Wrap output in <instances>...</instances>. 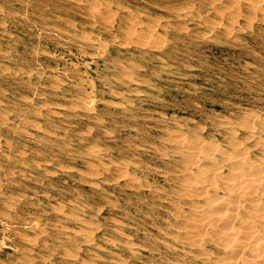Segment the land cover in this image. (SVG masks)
I'll return each instance as SVG.
<instances>
[{"label": "rangeland", "instance_id": "obj_1", "mask_svg": "<svg viewBox=\"0 0 264 264\" xmlns=\"http://www.w3.org/2000/svg\"><path fill=\"white\" fill-rule=\"evenodd\" d=\"M34 1L0 0V264L235 263L216 244L237 223L238 193L209 184L221 168L207 165L200 177L183 145L200 135L231 153L242 127L264 119V0ZM256 139L238 147L247 152ZM220 188L229 197L211 220L195 195L222 196Z\"/></svg>", "mask_w": 264, "mask_h": 264}, {"label": "bare ground", "instance_id": "obj_2", "mask_svg": "<svg viewBox=\"0 0 264 264\" xmlns=\"http://www.w3.org/2000/svg\"><path fill=\"white\" fill-rule=\"evenodd\" d=\"M3 1V0H2ZM24 1V0H23ZM36 1V0H35ZM34 1V2H35ZM57 1V0H56ZM90 1V0H89ZM25 2H26V0H25ZM40 2H42L41 0H40ZM47 2V1H46ZM59 3H60V1H58ZM199 2V1H198ZM234 2V1H233ZM239 2V1H238ZM249 2H250V0H249ZM262 2V1H261ZM3 3V2H2ZM28 3V2H27ZM58 3V4H59ZM65 3V2H64ZM228 3V2H227ZM226 3V4H227ZM251 3H252V1H251ZM255 3V2H254ZM1 4V3H0ZM21 4V3H20ZM33 4V3H32ZM39 4V3H38ZM69 4V3H68ZM99 4V3H98ZM229 4V3H228ZM234 4V3H233ZM262 4V3H261ZM10 5H12V4H10ZM30 5V4H29ZM28 5V6H29ZM46 5V4H45ZM55 5V4H54ZM53 5V6H54ZM72 5H73V3H72ZM19 6H21V5H19ZM37 6V5H36ZM47 6V5H46ZM56 6V5H55ZM80 6V5H79ZM92 6V5H91ZM212 6H213V4H212ZM50 7H51V5H50ZM65 7V6H64ZM72 7V6H71ZM70 7V8H71ZM231 7H232V5H231ZM13 8V7H12ZM11 8V9H12ZM33 8V7H32ZM40 8H41V6H40ZM47 8V7H46ZM58 8V7H57ZM56 8V9H57ZM69 8V7H68ZM73 8V7H72ZM259 8H261L260 6H259ZM23 9V8H22ZM31 9V8H30ZM52 9V8H51ZM75 9H76V6H75ZM81 9V8H80ZM254 9H255V7H254ZM4 10V9H3ZM15 9H13V11H14ZM26 10V9H25ZM73 10H74V8H73ZM83 10V9H82ZM104 10V9H103ZM114 10V9H113ZM120 10V9H119ZM225 10V9H224ZM227 10H228V8H227ZM12 11V12H13ZM29 11V10H28ZM77 11V10H76ZM83 11H85V10H83ZM118 11V10H117ZM213 11H214V9H213ZM216 11V10H215ZM240 11V10H239ZM259 11V10H258ZM257 11V12H258ZM23 12V11H22ZM101 12H102V10H101ZM182 12V11H181ZM216 12H219V11H216ZM230 12H231V10H230ZM229 12V13H230ZM241 12V11H240ZM7 13V12H6ZM26 13V12H25ZM29 13V12H28ZM50 13V12H49ZM60 13H61V11H60ZM77 13V12H76ZM80 13V12H79ZM96 13V12H95ZM238 13V12H237ZM54 14V13H53ZM62 14H63V12H62ZM70 14V13H69ZM103 14V13H102ZM110 14V13H109ZM109 14H107V15H109ZM114 14V13H113ZM214 14V13H213ZM212 14V15H213ZM37 15V14H36ZM66 15V14H65ZM100 15V14H99ZM107 15H106V18H107ZM115 15H117V14H115ZM34 16V15H33ZM103 16V15H102ZM199 16H200V14H199ZM226 16V15H225ZM241 16V15H240ZM12 17V16H11ZM50 17V16H49ZM96 17V16H95ZM101 17V16H100ZM105 17V16H104ZM202 17V16H201ZM212 17V16H211ZM22 18V17H21ZM99 18V17H98ZM156 18V17H155ZM158 18V17H157ZM205 18V17H204ZM224 18V17H223ZM243 18V17H242ZM40 19V18H39ZM108 20H109V17L107 18ZM162 19V18H161ZM232 19V18H231ZM254 19V18H253ZM15 20H17V19H15ZM80 20V19H79ZM111 20V19H110ZM109 20V21H110ZM234 20V19H233ZM78 21V20H77ZM84 21V20H83ZM82 20H81V23L83 22ZM87 21V20H86ZM112 21H114V17H112ZM147 21V20H146ZM23 22V21H22ZM41 22V21H40ZM142 22V21H141ZM178 22V21H177ZM230 23H231V21H229ZM244 22V21H243ZM33 23V22H32ZM42 23V22H41ZM65 23V22H64ZM78 23V22H77ZM132 23V22H131ZM169 23V22H168ZM234 23V22H233ZM252 23V22H251ZM134 24V23H133ZM163 24H165V23H163ZM167 24V23H166ZM207 24V23H206ZM38 25V24H37ZM87 25V24H86ZM217 25V24H216ZM29 26V25H28ZM32 26V25H31ZM100 26V25H99ZM102 26V25H101ZM195 26V25H194ZM256 26V25H255ZM21 27H23V26H21ZM39 27V26H38ZM73 27H74V25H73ZM76 27V26H75ZM134 27H136L135 25H134ZM219 27V26H218ZM20 28V27H19ZM24 28V27H23ZM26 28H28V27H26ZM25 28V29H26ZM32 28V27H31ZM30 28V29H31ZM64 28V27H63ZM77 28V27H76ZM99 28V27H98ZM130 28H132V27H130ZM230 28V27H229ZM251 28V27H250ZM14 29V28H13ZM34 29V28H33ZM36 29V28H35ZM214 29V28H213ZM0 30H2V29H0ZM9 30V29H8ZM80 30V29H79ZM103 30H105V28L103 29ZM109 30V29H108ZM117 30V29H116ZM130 30V29H129ZM128 30V31H129ZM203 30V29H202ZM37 31V30H36ZM47 31V30H46ZM53 31V30H52ZM115 31V30H114ZM150 31V30H149ZM231 31V30H230ZM27 32V31H26ZM50 32V31H49ZM142 32H144V31H142ZM259 32V31H258ZM33 33V32H32ZM54 33V32H53ZM129 33H131V32H129ZM140 33V32H139ZM36 34V33H35ZM56 34V33H55ZM96 34V33H95ZM146 34V33H145ZM151 34V33H150ZM186 34V33H185ZM214 34V33H213ZM30 35H31V33H30ZM153 35V34H152ZM190 35V34H189ZM229 35H230V33H229ZM19 36V35H18ZM62 36V35H61ZM157 36V35H156ZM8 37V36H7ZM28 37V36H27ZM60 37V36H59ZM65 37V36H64ZM104 37V36H103ZM152 37V36H151ZM234 37V36H233ZM5 38V37H4ZM22 38H24V37H22ZM29 38V37H28ZM149 38V37H148ZM147 38V39H148ZM164 38V37H163ZM7 39V38H6ZM10 39V38H9ZM35 39H37V38H35ZM64 39V38H63ZM188 39V38H187ZM186 39V40H187ZM33 40V39H32ZM131 40V39H130ZM168 40V39H167ZM172 40H173V38H172ZM175 40V39H174ZM239 40V39H238ZM132 41V40H131ZM8 42V41H7ZM27 42H28V40H27ZM31 42V41H30ZM49 42V41H48ZM56 42V41H55ZM263 42V41H262ZM39 43V42H38ZM95 43V42H94ZM145 44L144 45H146V41L144 42ZM150 43V42H149ZM62 44V43H61ZM189 44V43H188ZM24 45V44H23ZM31 45V44H30ZM38 45V44H37ZM53 45V44H52ZM121 45V44H120ZM143 45V46H144ZM257 45V44H256ZM66 46V45H65ZM122 46V45H121ZM147 46V45H146ZM6 47V46H5ZM22 47V46H21ZM149 47V46H148ZM153 47V46H152ZM256 47V46H255ZM116 48V47H115ZM176 48V47H175ZM19 49V48H18ZM21 49V48H20ZM38 49V48H37ZM40 49V48H39ZM134 49V48H133ZM171 49V48H170ZM26 50V49H25ZM24 50V51H25ZM83 50V49H82ZM118 50V49H117ZM182 50V49H181ZM186 50V49H185ZM260 50V49H259ZM21 51V50H20ZM58 51V50H57ZM61 51V50H60ZM81 51V50H80ZM89 51V50H88ZM87 51V52H88ZM186 51H188V50H186ZM194 51V50H193ZM71 52V51H70ZM75 52V51H74ZM185 52V51H184ZM59 53V52H58ZM116 53H117V51H116ZM165 53H166V51H165ZM23 54V53H22ZM101 54V53H100ZM115 54V53H114ZM113 54V55H114ZM119 54V53H118ZM164 54V53H163ZM167 54V53H166ZM176 54V53H175ZM25 55V54H24ZM36 55V54H35ZM159 55V54H158ZM178 55V54H177ZM197 54H195V56H196ZM17 56V55H16ZM80 56V55H79ZM97 56V55H96ZM125 56V55H124ZM226 56V55H225ZM228 56V55H227ZM26 57V56H25ZM30 57V56H29ZM98 57V56H97ZM153 57H155V56H153ZM184 57V56H183ZM236 57H237V55H236ZM17 58H18V56H17ZM21 58V57H20ZM110 59L112 58V57H109ZM124 58V57H123ZM127 58V57H126ZM156 58V57H155ZM3 59V58H2ZM40 59V58H39ZM50 59V58H49ZM23 60V59H22ZM32 60V59H31ZM48 60V59H47ZM178 60V59H177ZM176 60V61H177ZM181 60V59H180ZM30 61V60H29ZM41 61V60H40ZM186 61V60H185ZM35 62V61H34ZM48 62V61H47ZM53 62V61H52ZM180 62V61H179ZM36 63V62H35ZM54 63V62H53ZM87 63V62H86ZM188 63V62H187ZM195 63V62H194ZM193 63V65H195ZM227 64V63H226ZM19 65V64H18ZM32 65V64H31ZM177 65H179V63L177 64ZM211 65H212V63H211ZM219 65V64H218ZM12 66V65H11ZM26 66V65H25ZM38 66V65H37ZM199 66V65H198ZM24 67V66H23ZM35 67V66H34ZM46 67V66H45ZM41 68V67H40ZM26 69V68H25ZM34 69V68H33ZM125 69V68H124ZM209 69V68H208ZM183 70V69H182ZM42 71V70H41ZM210 71V70H209ZM34 72V71H33ZM215 72H217V71H215ZM203 73V72H202ZM201 73V74H202ZM233 73V72H232ZM238 73V72H237ZM12 74V73H11ZM84 74V73H83ZM204 74V73H203ZM241 74V73H240ZM85 75H87L86 73H85ZM122 75V74H121ZM212 75H214V74H212ZM211 75V76H212ZM229 75H230V73H229ZM247 75V74H246ZM125 76H126V74H125ZM131 76V75H130ZM208 76V75H207ZM250 76V75H249ZM253 76V75H252ZM260 76H262V75H260ZM203 77V76H202ZM213 77V76H212ZM223 77V76H222ZM1 78V77H0ZM5 78V77H4ZM37 78V77H36ZM54 78V77H53ZM52 78V79H53ZM85 78V77H84ZM229 78V77H228ZM232 78V77H231ZM252 78V77H251ZM7 79V78H6ZM35 79V78H34ZM87 79V78H86ZM246 79V78H245ZM250 79V78H249ZM254 79V78H253ZM28 80V79H27ZM204 80V79H203ZM231 80V79H230ZM244 80V79H243ZM2 81V80H1ZM11 81V80H10ZM92 81V80H91ZM14 82V81H13ZM29 82V81H28ZM60 82V81H59ZM93 82V81H92ZM212 82V81H211ZM9 83H11V82H9ZM73 83V82H72ZM240 83V82H239ZM90 84H92V83H90ZM94 84V83H93ZM144 84V83H143ZM10 85H14L15 86V84H10ZM39 85V84H38ZM210 86H211V84H210ZM216 86H217V84H216ZM228 86V85H227ZM92 87V86H91ZM218 87V86H217ZM14 88V87H13ZM224 88V87H223ZM258 88V87H257ZM14 90V89H13ZM35 90V89H34ZM258 90H259V88H258ZM16 91V90H15ZM10 92V91H9ZM23 92V91H22ZM34 92V91H33ZM41 92V91H40ZM49 92V91H48ZM93 92V91H92ZM25 93V92H24ZM27 93V92H26ZM248 93V92H247ZM17 94V93H16ZM32 94V93H31ZM34 94V93H33ZM69 95V94H68ZM71 95V94H70ZM180 95V94H179ZM93 96V95H92ZM109 96V95H108ZM107 96V97H108ZM171 96H172V94H171ZM110 97V96H109ZM160 97H162V96H160ZM164 97V96H163ZM12 98V97H11ZM14 98V97H13ZM16 98V97H15ZM68 98V97H67ZM77 98V97H76ZM217 98V97H216ZM17 99V98H16ZM15 99V100H16ZM78 99V98H77ZM96 99V98H95ZM107 99V98H106ZM110 99V98H109ZM112 99V98H111ZM116 99V98H115ZM150 99V98H149ZM35 100H37V99H35ZM40 100V99H39ZM56 100V99H55ZM257 100V99H256ZM18 101V100H17ZM57 101V100H56ZM64 101V100H63ZM83 101V100H82ZM106 101V100H105ZM116 101V100H115ZM247 101H249V100H247ZM24 102V101H23ZM256 102V101H255ZM31 103V102H30ZM41 103V102H40ZM252 103V102H251ZM200 104V103H199ZM38 105V104H37ZM71 105V104H70ZM192 105H194V104H192ZM150 106V105H149ZM251 106V105H250ZM49 107V106H48ZM210 108V107H209ZM226 108V107H225ZM257 108V107H256ZM137 109H138V107H137ZM151 109V108H150ZM220 109V108H219ZM59 110V109H58ZM122 110V109H121ZM135 110V109H134ZM140 110V109H139ZM143 110V109H142ZM218 110V109H217ZM235 110V109H234ZM246 110V109H245ZM63 111V110H62ZM108 111V110H107ZM117 111V110H116ZM160 111V110H159ZM162 111H163V109H162ZM202 111V110H201ZM210 111V110H209ZM213 111V110H212ZM252 111V110H251ZM260 111V110H259ZM263 111V110H262ZM59 112V111H58ZM98 112V111H97ZM105 112V111H104ZM137 112V111H136ZM165 112V111H164ZM219 112V111H218ZM224 112V111H223ZM248 112V111H247ZM261 112V111H260ZM52 113V112H51ZM83 113V112H82ZM117 113V112H116ZM167 113V112H166ZM240 113H242V112H240ZM259 113V112H258ZM52 114H54V113H52ZM68 114V113H67ZM85 114V113H84ZM102 114V113H101ZM133 114H135V113H133ZM190 114V113H189ZM197 114V113H196ZM112 115V114H111ZM227 115V114H226ZM232 115V114H231ZM242 115V114H241ZM53 116V115H52ZM51 116V117H52ZM101 116V115H100ZM158 116V115H157ZM57 117V116H56ZM143 117V116H142ZM145 117H147V116H145ZM156 117V116H155ZM186 117V116H185ZM192 117V116H191ZM198 117V116H197ZM212 117V116H211ZM222 117V116H221ZM246 117H247V115H246ZM111 118V117H110ZM116 118V117H115ZM239 118V117H238ZM245 118V117H244ZM252 118V117H251ZM250 118V119H251ZM254 118V117H253ZM129 119V118H128ZM127 119V120H128ZM164 119V118H163ZM166 119V118H165ZM227 119V118H226ZM237 119V118H236ZM241 119H243V116H242V118ZM246 120H247V118H245ZM33 120V119H32ZM30 121V122H33V121ZM42 120V119H41ZM103 120H104V118H103ZM112 120V119H111ZM185 120V119H184ZM184 120H183V122H184ZM202 120V119H201ZM244 120V119H243ZM242 120V121H243ZM28 121V120H27ZM129 121V120H128ZM166 121V120H165ZM224 121V120H223ZM238 121H239V119H238ZM250 121V120H249ZM22 122V121H21ZM69 122V121H68ZM125 122H126V120H125ZM141 122V121H140ZM144 122V121H143ZM217 122V121H216ZM221 122V121H220ZM219 122V123H220ZM225 122V121H224ZM235 122V121H234ZM241 122V121H240ZM35 123V122H34ZM40 123V122H39ZM95 123V122H94ZM93 123V124H94ZM113 123V122H112ZM120 123V122H119ZM208 123V122H207ZM210 123V122H209ZM218 123V124H219ZM236 123H238V122H236ZM243 123H244V121H243ZM246 123V122H245ZM244 123V124H245ZM22 124V123H21ZM41 124V123H40ZM48 124H50V123H48ZM47 124V125H48ZM97 124H98V122H97ZM134 124V123H133ZM136 124V123H135ZM143 124V123H142ZM152 124V123H151ZM200 124H201V122H200ZM212 124V123H211ZM217 124V125H218ZM224 124V123H223ZM230 124V123H229ZM249 124V123H248ZM61 125V124H60ZM147 125V124H146ZM175 125V124H174ZM177 125H178V123H177ZM180 125V124H179ZM190 125V124H189ZM247 125V124H246ZM250 126H248V127H242L243 128V130L244 131H247V133H244L243 131H239V133H237L236 134V136L238 137V142L237 143H235L234 142V144L231 142L230 143V148H232L231 149V153H228V152H226L225 151V149H223L221 146H217V148L214 146V144L212 145V143L210 144V142L209 143H205V139L204 138H202V137H200V135H199V137L201 138V140L200 141H198L199 140V137H198V140H197V142H196V139H195V141H194V143L196 142V143H198L199 144V147H195L194 146V143L192 144L191 142H187V145H183L182 147L183 148H185V149H187V150H189V155L187 156V158L189 159V163H191V164H195V165H197V171H198V173L199 174H201V173H203V171H204V169H206V167H207V165L208 166H210L209 168H213L214 170H217L218 168H221V170H222V173H221V175L220 176H218L219 174H216V175H213L214 177H213V182H212V180H210V182H209V184H213L214 183V181L217 179V180H220V181H222V183H224L225 184V190H227V194H228V191H230V194H231V191H235V192H237L238 194H236V195H238V197L237 198H234V196H233V198H231L230 199V203H232L234 206H235V211H236V213H234L233 214V216L235 217V219L234 220H237V223H234V222H232V223H230V230H229V232H227V234H226V236H225V242H223V243H219V245H217L216 244V247L217 248H225V249H227L228 248V251H230L231 252V256L232 257H235L236 258V261H235V263H233V264H264V119L263 118H256V119H254L252 122H251V124H249ZM98 126V125H97ZM131 126V125H130ZM135 126V125H134ZM137 126V125H136ZM166 127V126H165ZM195 127V126H194ZM202 127H203V125H202ZM75 128V127H74ZM92 128V127H91ZM122 128V127H121ZM120 128V129H121ZM170 128V127H169ZM196 128V127H195ZM54 129V128H53ZM128 129V128H127ZM171 129V128H170ZM173 129V128H172ZM106 130V129H105ZM167 130V129H166ZM233 130V129H232ZM116 131H117V129H116ZM130 131V130H129ZM145 131H146V129H145ZM155 131V130H154ZM169 131V130H168ZM184 131V130H183ZM222 131V130H221ZM230 131V130H229ZM48 132V131H47ZM97 132V131H96ZM99 132H100V129H99ZM164 132V131H163ZM64 133V132H63ZM138 133V132H137ZM144 133V132H143ZM165 133H167V131L165 132ZM181 133H183L182 131H181ZM195 133V132H194ZM197 133V132H196ZM227 133V132H226ZM96 134V133H95ZM100 134H102V133H100ZM116 134V133H115ZM152 134V133H151ZM161 134H163V133H161ZM180 134V133H179ZM235 134V133H234ZM234 134H232V135H234ZM246 134V135H245ZM30 135V134H29ZM139 135V134H138ZM149 135V134H148ZM168 135H170V134H168ZM184 135H185V132H184ZM142 136V135H141ZM140 136V137H141ZM207 136V135H206ZM49 137V136H48ZM117 137V136H116ZM156 137H158V136H156ZM182 137V136H181ZM221 137L224 139V136L223 135H221ZM249 137V138H248ZM70 138V137H69ZM180 138V137H179ZM183 138H184V136H183ZM250 138H257L256 139V141H255V143H254V145L251 147V148H249V151H245V150H243L244 149V147H243V149H241V148H239L238 147V145H242V143H240L241 142V140H247V139H250ZM127 139H129V138H127ZM133 139V138H132ZM154 139V138H153ZM156 139V138H155ZM158 139V138H157ZM156 139V140H157ZM161 139H162V137H161ZM210 139V138H209ZM32 140V139H31ZM164 140V139H163ZM181 140V139H180ZM231 140V139H230ZM236 140V139H235ZM255 140V139H254ZM95 141V140H94ZM127 141V140H126ZM143 141V140H142ZM154 141V140H153ZM166 141V140H165ZM170 140H168V142H169ZM172 141V140H171ZM191 141H193V140H191ZM215 141V140H214ZM220 141V140H219ZM225 141V140H224ZM146 142V141H145ZM156 142V141H155ZM217 142V141H216ZM226 142H227V140H226ZM253 142V141H252ZM28 143V142H27ZM139 143V142H138ZM170 143V142H169ZM168 143V144H169ZM195 143V144H196ZM251 143V142H250ZM2 144V143H1ZM31 144V143H30ZM29 144V145H30ZM38 144V143H37ZM62 144V143H61ZM63 144H64V142H63ZM109 144V143H108ZM122 144V143H121ZM142 144V143H141ZM167 144V143H166ZM179 144H181V143H179ZM244 144V143H243ZM9 145H10V143H9ZM14 145V144H13ZM111 145V144H110ZM139 145V144H138ZM159 145V144H158ZM182 145V144H181ZM44 146V145H43ZM68 146V145H67ZM118 146V145H117ZM127 146V145H126ZM136 146V145H135ZM142 146V145H141ZM245 146H247V145H245ZM34 147V146H33ZM41 147V146H40ZM39 147V148H40ZM78 147V146H77ZM113 147V146H112ZM115 147V146H114ZM171 147V146H170ZM248 147V146H247ZM250 147V146H249ZM118 148V147H117ZM116 148V149H117ZM136 148V147H135ZM149 148V147H148ZM153 148V147H152ZM154 148H156V147H154ZM153 148V149H154ZM166 148V147H165ZM181 148V147H180ZM182 148V149H183ZM47 149V148H46ZM169 149V148H168ZM173 149H175V148H173ZM227 149V148H226ZM48 150V149H47ZM96 150V149H95ZM132 151H133V149H131ZM146 150V149H145ZM247 150V149H246ZM55 151H57V150H55ZM123 151H125V150H123ZM127 151H130V150H127ZM161 151V150H160ZM171 151H172V149H171ZM174 151H176V149L174 150ZM229 151V150H228ZM46 152H49V151H46ZM157 152V151H156ZM184 152V151H183ZM214 152H217V153H219L223 158H224V160L223 161H225L224 163H225V165H223V166H221V167H218V164L215 162V159H214V154H216V153H214ZM1 153V152H0ZM34 153V152H33ZM128 153V152H127ZM126 153V154H127ZM136 153V152H135ZM144 153V152H143ZM155 153V152H154ZM153 153V154H154ZM168 153V152H167ZM18 154H20V153H18ZM24 154V153H23ZM63 154V153H62ZM118 154V153H117ZM142 154V153H141ZM152 154V153H151ZM52 155V154H51ZM129 155V154H128ZM133 155V154H132ZM31 156V155H30ZM84 156H85V154H84ZM143 156V155H142ZM153 156V155H152ZM151 156V157H152ZM158 156H160V155H158ZM180 156V155H179ZM181 156H182V154H181ZM180 156V157H181ZM118 157H120V155L118 156ZM139 157V156H138ZM219 157V156H218ZM140 158H142V157H140ZM153 158V157H152ZM157 158V157H156ZM178 158V157H177ZM71 159V158H70ZM69 159V160H70ZM168 159V158H167ZM221 159V158H220ZM219 159V160H220ZM151 160V159H150ZM161 160V159H160ZM159 160V161H160ZM191 160V161H190ZM131 161V160H130ZM138 161V160H137ZM140 161H142V160H140ZM168 161V160H167ZM186 161H188V160H186ZM70 162V161H69ZM78 162V161H77ZM84 162V161H83ZM102 162V161H101ZM122 162V161H121ZM148 162V161H147ZM173 162V161H172ZM193 162V163H192ZM56 163V162H55ZM85 163H87V162H85ZM84 163V164H85ZM97 163H98V161H97ZM156 163V162H155ZM160 163V162H159ZM174 163V162H173ZM188 163V162H187ZM74 164V163H73ZM83 164V163H82ZM95 164V163H94ZM101 164V163H100ZM158 164V163H157ZM175 164V163H174ZM180 164V163H179ZM182 164V163H181ZM185 164V163H184ZM110 165V164H109ZM156 165V164H155ZM162 165V164H161ZM165 165V164H164ZM187 165H189V164H187ZM185 166V167H189V166ZM195 165H192V166H195ZM72 166V165H71ZM70 166V167H71ZM126 166V165H125ZM149 166V165H148ZM170 166V165H169ZM181 166V165H180ZM191 166V165H190ZM128 167V166H127ZM164 167V166H163ZM20 168V167H19ZM23 168V167H22ZM74 168V167H73ZM89 168V167H88ZM149 168V167H148ZM172 168H173V166H172ZM223 168V169H222ZM129 169V168H128ZM131 169V168H130ZM133 169V168H132ZM185 169V168H184ZM186 169H188V168H186ZM93 170V169H92ZM99 170V169H98ZM103 170V169H102ZM126 170V169H125ZM150 170H152V169H150ZM166 170V169H165ZM224 170V171H223ZM91 171V170H90ZM94 171V170H93ZM108 171V170H107ZM130 171V170H129ZM142 171V170H141ZM177 171H179V170H177ZM183 171V170H182ZM211 171H212V169H211ZM225 171H227V174H225ZM56 172V171H55ZM96 172V171H95ZM99 172V171H98ZM97 172V173H98ZM128 172V171H127ZM131 172H132V170H131ZM148 172H151V171H148ZM176 172V171H175ZM30 173V172H29ZM92 173V172H91ZM102 173V172H101ZM204 173H205V171H204ZM214 173V172H213ZM124 174H126L125 172H124ZM186 174V173H185ZM184 174V175H185ZM192 174H194V173H192ZM198 174V175H199ZM55 175V174H54ZM95 175H97L96 173H95ZM103 175V174H102ZM106 175V174H105ZM128 175H129V173H128ZM131 175V174H130ZM204 175V174H203ZM207 175V174H206ZM205 175V176H206ZM99 176V175H98ZM189 176V175H188ZM140 177V176H139ZM174 177V176H173ZM178 177H179V175H178ZM195 177V176H194ZM200 177H202V174H201V176ZM209 177V176H208ZM103 178V177H102ZM115 178V177H114ZM135 178V177H134ZM161 178V177H160ZM176 178V177H175ZM195 178H197V177H195ZM195 178H194V181H195ZM203 178V177H202ZM8 179V178H7ZM131 179V178H130ZM147 179V178H146ZM169 179H170V177H169ZM185 179V178H184ZM189 179V178H188ZM191 179H192V176H191ZM197 179H199V177L197 178ZM201 179V178H200ZM207 179V178H206ZM34 180V179H33ZM49 180V179H48ZM56 180H57V178H56ZM100 180V179H99ZM171 180V179H170ZM186 180V179H185ZM193 180V179H192ZM208 180V179H207ZM216 180V181H217ZM125 181V180H124ZM123 181V183H125ZM132 181V180H131ZM142 181V180H141ZM150 181V180H149ZM187 181V180H186ZM215 181V182H216ZM73 182V181H72ZM97 182V181H96ZM145 182V181H144ZM7 183V182H6ZM120 183V182H119ZM142 183V182H141ZM154 183V182H153ZM152 183V184H153ZM191 182H189V184H190ZM194 183H196V182H194ZM44 184V183H43ZM49 184V183H48ZM181 184H183V183H181ZM180 184V185H181ZM192 184H193V182H192ZM202 184V183H201ZM206 184V183H205ZM63 185V184H62ZM66 185V184H65ZM70 185V184H69ZM98 185V184H97ZM96 185V186H97ZM143 185V184H142ZM141 185V186H142ZM154 185V184H153ZM207 185V184H206ZM37 186V185H36ZM185 186H187V185H185ZM191 186V185H190ZM193 186H195L194 184H193ZM214 186V185H213ZM221 186V185H220ZM33 187V186H32ZM39 187V186H38ZM62 187V186H61ZM189 187V186H188ZM187 187V190L186 191H188V188ZM199 187V186H198ZM208 187V186H207ZM34 188V187H33ZM37 188V187H36ZM132 188V187H131ZM148 188V187H147ZM183 188V187H182ZM191 188V187H190ZM5 189V188H4ZM67 189V188H66ZM172 189V188H171ZM177 189V188H176ZM186 189V188H185ZM193 189V188H192ZM194 189H196V188H194ZM199 188H197V190H198ZM221 189V191L223 192L222 194V196L220 195H218L216 192L214 193V194H212L211 193V195L209 194V193H206V191H205V193H198L197 192V194L196 193H194V194H196L195 196H197V198L198 199H201L202 201H203V206L202 207H205V208H207V211L205 212L206 214H204V215H207V217H210L211 218V220H213L212 219V217L213 216H215V215H217V214H220V211L218 210V206H220V205H222L223 204V200L224 199H226L225 197H227L226 196V193H225V191H224V189L223 188H220ZM20 190V189H19ZM70 190V189H69ZM205 190V189H204ZM22 191V190H21ZM46 191V190H45ZM135 191V190H134ZM175 191V190H174ZM177 191V190H176ZM180 191H181V189H180ZM185 191V192H186ZM1 192V191H0ZM71 192V191H70ZM131 192V191H130ZM136 192V191H135ZM144 192V191H143ZM179 192V191H178ZM202 192V191H201ZM30 193V192H29ZM49 193V192H48ZM59 193V192H58ZM91 193V192H90ZM153 193V192H152ZM187 193V192H186ZM189 193V192H188ZM31 194V193H30ZM55 194V193H54ZM147 194V193H146ZM149 194V193H148ZM182 193H180V195H181ZM190 194V193H189ZM187 195V197L188 196H192V195ZM192 194H193V192H192ZM235 194V193H234ZM234 194H231V195H234ZM29 195V194H28ZM144 195V194H143ZM60 196V195H59ZM66 196V195H65ZM80 196H82L83 197V195H80ZM151 196V195H150ZM194 196V195H193ZM192 196V197H193ZM68 197V196H67ZM70 197V196H69ZM228 197H229V195H228ZM227 197V198H228ZM71 198V197H70ZM120 198V197H119ZM128 198V197H127ZM41 199V198H40ZM43 199V198H42ZM63 199V198H62ZM86 199V198H85ZM150 199V198H149ZM172 199V198H171ZM197 199V200H198ZM38 200V199H37ZM47 200V199H46ZM99 200V199H98ZM178 200V199H177ZM66 201V200H65ZM68 201V200H67ZM102 201V200H101ZM181 201V200H180ZM228 201V200H227ZM71 202V201H70ZM157 202V201H156ZM169 202V201H168ZM183 202V201H182ZM186 202V201H185ZM6 203V202H5ZM160 203V202H159ZM194 203V202H193ZM1 204V203H0ZM3 204V203H2ZM184 204V203H183ZM227 204V203H226ZM7 205V204H6ZM165 205V204H164ZM167 205V204H166ZM194 204H192V206H193ZM200 205V204H199ZM199 205H197L198 207H199ZM225 205V204H224ZM228 205V204H227ZM230 205V204H229ZM15 206V205H14ZM69 206V205H68ZM134 206V205H133ZM140 206V205H139ZM147 206V205H146ZM162 206V205H161ZM174 206V205H173ZM180 206V205H179ZM192 206H190V207H192ZM226 206V205H225ZM7 207V206H6ZM154 208H155V206H153ZM164 207V206H163ZM166 207V206H165ZM196 207V206H195ZM97 208V207H96ZM102 208V207H101ZM171 208V207H170ZM173 208V207H172ZM180 208V207H179ZM194 208V207H193ZM226 208V207H225ZM224 208V209H225ZM27 209V208H26ZM52 209V208H51ZM98 209V208H97ZM156 209H158V208H156ZM176 209V208H175ZM189 209V208H188ZM191 209V208H190ZM229 209V208H228ZM32 210V209H31ZM34 210H35V208H34ZM100 210V209H99ZM162 210V209H161ZM54 211V210H53ZM150 211V210H149ZM159 211V210H158ZM157 211V212H158ZM184 211V210H183ZM185 211H187V210H185ZM188 211H191V210H188ZM166 212V211H165ZM195 212V211H194ZM193 212V213H194ZM208 212V213H207ZM48 213V212H47ZM104 213V212H103ZM107 213V212H106ZM192 213V214H193ZM198 213V212H197ZM6 214V213H5ZM150 214H152V213H150ZM228 214H229V212H228ZM231 214V213H230ZM230 214H229V216H230ZM54 215V214H53ZM167 215V214H166ZM10 216V215H9ZM152 216V215H151ZM164 216V215H163ZM186 216V215H185ZM187 216H188V214H187ZM225 216H226V214H225ZM143 217V216H142ZM191 217V216H190ZM193 217V216H192ZM110 218V217H109ZM149 218V217H148ZM199 218V217H198ZM197 218V219H198ZM112 219V218H111ZM122 219V218H121ZM220 219V218H219ZM147 220V219H146ZM173 220V219H172ZM209 220V219H208ZM231 221H232V219H230ZM22 221V220H21ZM36 221V220H35ZM100 221V220H99ZM102 221V220H101ZM149 221V220H148ZM154 221V220H153ZM163 221V220H162ZM165 221V220H164ZM185 221V220H184ZM197 221V220H196ZM219 221V220H218ZM222 221V220H221ZM224 221V220H223ZM226 221V220H225ZM228 221V220H227ZM89 222V221H88ZM161 222V221H160ZM159 222V223H160ZM186 222H187V220H186ZM198 222H199V220H198ZM205 222V221H204ZM203 222V223H204ZM213 222V221H212ZM215 222V221H214ZM220 222V221H219ZM82 223V222H81ZM110 223V222H109ZM168 223V222H167ZM197 222H195L194 224H196ZM206 223V222H205ZM208 223V222H207ZM222 223V222H221ZM227 224H228V222H226ZM184 224H185V222H184ZM198 224V223H197ZM37 225V224H36ZM76 225V224H75ZM164 225V224H163ZM186 225V224H185ZM202 225V224H201ZM200 225V226H201ZM209 225V224H208ZM207 225V226H208ZM216 225V224H215ZM26 226V225H25ZM192 226V225H191ZM197 226V225H196ZM199 226V227H200ZM214 226V225H213ZM218 226V225H217ZM226 226H228V225H226ZM61 227V226H60ZM154 227V226H153ZM160 227V226H159ZM179 227V226H178ZM187 227V226H186ZM193 227V226H192ZM198 227V228H199ZM215 227V226H214ZM214 227H213V229H214ZM85 228V227H84ZM157 228V227H156ZM155 228V229H156ZM162 228V227H161ZM160 228V229H161ZM201 228V227H200ZM216 228V227H215ZM220 228V227H219ZM99 229V228H98ZM97 229V230H98ZM171 229V228H170ZM192 228H190L189 230H191ZM210 229H212V228H210ZM209 229V230H210ZM212 229V230H213ZM226 229V228H225ZM16 230V229H15ZM21 230V229H20ZM58 230V229H57ZM78 230V229H77ZM80 230V229H79ZM87 230V229H86ZM145 230H147V229H145ZM176 230V229H175ZM182 230V229H181ZM186 230H188V229H186ZM193 230V229H192ZM198 230V229H197ZM216 230V229H215ZM55 231V230H54ZM72 231H73V229H72ZM89 231H91V230H89ZM102 231H103V229H102ZM150 231V230H149ZM168 231H170V230H168ZM193 231H195V230H193ZM214 231V230H213ZM224 231V230H223ZM18 232V231H17ZM24 232V231H23ZM53 232V231H52ZM56 232V231H55ZM79 232V231H78ZM176 232V231H175ZM184 232H186V231H184ZM190 232V231H189ZM197 231H195V233H196ZM199 232L200 233H202L201 232V230H199ZM218 231H216V233H217ZM225 232H226V230H225ZM12 233H13V231H12ZM39 233H40V231H39ZM126 233V232H125ZM131 233H133V232H131ZM164 233V232H163ZM177 233V232H176ZM191 233H192V231H191ZM190 233V234H191ZM222 233H224V232H222ZM221 233V234H222ZM91 234V233H90ZM94 234V233H93ZM130 234V233H129ZM155 234H156V232H155ZM160 234V233H159ZM162 234V233H161ZM172 234V233H171ZM179 234V233H178ZM177 234V235H178ZM180 234H182V233H180ZM184 234V233H183ZM186 234V233H185ZM189 234V233H188ZM187 234V235H188ZM189 234V235H190ZM193 234V233H192ZM205 234V233H204ZM219 234V233H218ZM151 235V234H150ZM153 235V234H152ZM173 235V234H172ZM188 235V237H190ZM197 235H199V234H197ZM131 236V235H130ZM164 236V235H163ZM186 236V235H185ZM192 236V235H191ZM201 236V235H200ZM221 236V235H220ZM220 236H219V238H220ZM61 237V236H60ZM59 237V238H60ZM148 237V236H147ZM150 237V236H149ZM172 237V236H171ZM178 237H180V236H178ZM187 237V236H186ZM188 237H187V240H189L188 239ZM197 237V236H196ZM202 237H203V235H202ZM32 238V237H31ZM138 238V237H137ZM164 238V237H163ZM185 238V237H184ZM183 238V239H184ZM208 238H210V237H208ZM223 238V237H222ZM23 239V238H22ZM49 239V238H48ZM66 239V238H65ZM64 239V240H65ZM69 239V238H68ZM141 239V238H140ZM151 239V238H150ZM156 239V238H155ZM166 239V238H165ZM168 239V238H167ZM166 239V240H167ZM171 239V238H170ZM24 240V239H23ZM59 240V239H58ZM94 240V239H93ZM113 240V239H112ZM136 240V239H135ZM169 240V239H168ZM180 240V239H179ZM186 240V241H187ZM202 240V239H201ZM222 239L220 238V241H221ZM139 241V240H138ZM142 241V240H141ZM195 241V240H194ZM211 241V240H210ZM214 241V240H213ZM219 241V242H220ZM131 242V241H130ZM145 242V241H144ZM153 242H155L154 240H153ZM171 242V241H170ZM191 242H193V240L191 241ZM208 242H209V240H208ZM132 243V242H131ZM130 243V244H131ZM173 243H174V241H173ZM175 243H177V242H175ZM179 243V242H178ZM196 243H197V241H196ZM195 243V244H196ZM97 244H99V243H97ZM96 244V245H97ZM130 244H128V245H130ZM133 245H134V243H132ZM147 244V243H146ZM180 245H181V243H179ZM127 245V246H128ZM168 245V244H167ZM190 245H192V244H190ZM201 245V244H200ZM99 246H100V244H99ZM214 246V245H213ZM219 246V247H218ZM182 247V246H181ZM189 247V246H188ZM195 247V246H194ZM203 247V246H202ZM210 247V246H209ZM208 247V248H209ZM77 248V247H76ZM151 248V247H150ZM171 248V247H170ZM187 248V247H186ZM206 248V247H205ZM111 249V248H110ZM182 249V248H181ZM26 250H27V247H26ZM30 250V249H29ZM32 250V249H31ZM51 250V249H50ZM95 250V249H94ZM133 250V249H132ZM187 250V249H186ZM186 250H185V253H186ZM191 250V249H190ZM195 250V249H194ZM201 250H202V248H201ZM204 250V249H203ZM222 250V249H221ZM58 251V250H57ZM92 251V250H91ZM125 251V250H124ZM167 251V250H166ZM181 251V250H180ZM225 251V250H224ZM49 252V251H48ZM65 252V251H64ZM96 252V251H95ZM98 252V251H97ZM120 252V251H119ZM154 252H155V250H154ZM190 252V251H189ZM189 252H187V253H189ZM193 252V251H192ZM196 252V251H195ZM229 252V253H230ZM46 253V252H45ZM59 253V252H58ZM63 253V252H62ZM99 253V252H98ZM118 253V252H117ZM129 253V252H128ZM147 253V252H146ZM172 253V252H171ZM170 253V254H171ZM211 253V252H210ZM228 253V252H227ZM22 254V253H21ZM24 254V253H23ZM50 254V253H49ZM69 254V253H68ZM88 254V253H87ZM103 254V253H102ZM119 254V253H118ZM132 254V253H131ZM131 254H129V255H131ZM147 254H149V253H147ZM164 254V253H163ZM166 254V253H165ZM179 254V253H178ZM63 255V254H62ZM82 255V254H81ZM86 255V254H85ZM128 255V256H129ZM152 255V254H151ZM150 255V256H151ZM169 255V254H168ZM180 255V254H179ZM178 255V256H179ZM199 255V254H198ZM197 255V256H198ZM202 255V254H201ZM209 255V254H208ZM216 255H218V254H216ZM227 255V254H226ZM87 256V255H86ZM106 256V255H105ZM126 256V255H125ZM185 256V255H184ZM191 256V255H190ZM219 256V255H218ZM221 256H222V253H221ZM56 257V256H55ZM88 257V256H87ZM107 257V256H106ZM153 257V256H152ZM186 257V256H185ZM205 257V256H204ZM214 257V256H213ZM217 257V256H216ZM225 257V256H224ZM228 257V256H227ZM33 258V257H32ZM86 258V257H85ZM149 258V257H148ZM182 258V257H181ZM184 258V257H183ZM190 259H191V257H189ZM207 258V257H206ZM211 258V257H210ZM210 258H207V259H210ZM235 258H233V259H235ZM64 259V258H63ZM62 259V260H63ZM67 259V258H66ZM192 259H194V258H192ZM231 259V258H230ZM229 259V260H230ZM30 260H31V258H30ZM34 260V259H33ZM59 260V259H58ZM61 260V259H60ZM81 260H83V259H81ZM144 260V259H143ZM174 260V259H173ZM176 260V259H175ZM174 260V261H175ZM223 260V259H222ZM228 260V261H229ZM57 261V260H56ZM84 261H85V259H84ZM177 261V260H176ZM224 261H226L227 262V260H225L224 259ZM224 261H222V262H224ZM13 262V261H12ZM12 262H11V264H12ZM32 262V261H31ZM86 262H88V261H86ZM102 262V261H101ZM101 262H99V263H101ZM106 262V261H105ZM130 262V261H129ZM133 262V261H132ZM160 262V261H159ZM231 262H232V260H231ZM60 263V262H59ZM89 263V262H88ZM87 263V264H88ZM98 263V262H97ZM108 264V263H107ZM159 264V263H158ZM210 264V263H209ZM213 264H222L221 263V261H219V260H215L214 259V261H213Z\"/></svg>", "mask_w": 264, "mask_h": 264}]
</instances>
